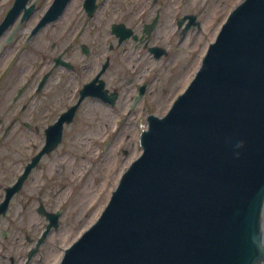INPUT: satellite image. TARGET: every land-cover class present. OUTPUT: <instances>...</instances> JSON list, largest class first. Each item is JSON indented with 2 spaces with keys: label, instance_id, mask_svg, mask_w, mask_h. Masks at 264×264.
I'll list each match as a JSON object with an SVG mask.
<instances>
[{
  "label": "water",
  "instance_id": "water-1",
  "mask_svg": "<svg viewBox=\"0 0 264 264\" xmlns=\"http://www.w3.org/2000/svg\"><path fill=\"white\" fill-rule=\"evenodd\" d=\"M94 1L85 0L90 11ZM69 2L52 0L28 40ZM35 4L13 0L0 21V46ZM113 32L119 43L131 33L120 25ZM139 144L95 221L57 264L263 261L264 0H242L228 13L183 90L163 115L148 116Z\"/></svg>",
  "mask_w": 264,
  "mask_h": 264
},
{
  "label": "flooded vegetation",
  "instance_id": "flooded-vegetation-1",
  "mask_svg": "<svg viewBox=\"0 0 264 264\" xmlns=\"http://www.w3.org/2000/svg\"><path fill=\"white\" fill-rule=\"evenodd\" d=\"M72 1L70 0L58 19L41 27L28 40L36 24L31 27L23 45L36 38L47 26L54 28L58 25ZM113 1L95 0L92 11L85 5V0L76 1L70 8L73 21L77 25L75 16L82 17L83 20L72 38L69 37V32H63L66 33L63 39L69 37L71 40L61 51L56 54L47 52L51 56L40 57L35 67L28 72L22 70L10 75L7 73L9 70H4L0 73V110L15 108L7 118L0 116V127L4 125L0 133V264H57L65 248L71 244L69 241L62 249L56 246L57 239H61L63 235L61 226L68 218L70 199L69 194L63 196L67 185L61 178H56V174L69 168L72 173L75 172L68 161L69 150L62 148L71 140L65 136V132L78 114L84 111L85 116L89 115L95 123L98 120L103 130L111 123L110 131L105 130L99 137V143L95 145L96 153L101 154L104 148L115 145L118 140H133L137 105L139 121L144 120L147 124V118L152 113L150 105L157 104L150 100L151 93L148 89L152 82L156 84L159 81L156 75L152 79L142 77L139 81L135 80L134 72L138 69V64L136 59L129 58L134 54L114 53L113 46L109 47L110 53H92L88 44L80 41L84 34L81 28L91 21H100L110 28L118 47L124 41L132 39L144 44L150 59L158 61L161 57H168L169 52L157 42L149 45L156 30L170 27L171 30L160 31V34L168 33L178 37L183 36L190 28H200L203 25L200 14L207 11L209 4L201 2L197 5L193 0H139L138 5L130 4V11L120 16V7L110 10ZM117 1L120 2L117 5H123L121 3L124 1L133 3L131 0ZM223 4V1L216 0L213 7ZM228 5L231 3L226 2L224 10ZM106 9L109 10L106 12ZM119 25L131 31L129 37L121 43L113 32V27ZM150 27L152 29L148 31ZM184 28L188 29L183 32ZM73 45L79 52L74 50ZM51 47L53 44H50L48 51ZM154 47L163 49L162 55L150 51ZM112 61L116 69L111 66ZM111 70L117 72L110 73ZM182 90L183 88L180 91ZM163 91L162 87L161 92ZM7 98L11 107L6 102ZM90 129L92 128L85 127L84 132L75 137L83 138L85 133L87 138ZM124 129L128 132H123ZM142 130L137 132L139 138ZM57 135L60 141L55 145ZM27 143L31 145L30 150L25 149ZM42 151L44 153L37 163L20 181L32 159ZM123 153L126 150L123 149ZM45 158H49L47 163H44ZM105 163L112 170L110 165L113 162L109 156ZM56 251L58 257L54 256Z\"/></svg>",
  "mask_w": 264,
  "mask_h": 264
},
{
  "label": "rangeland",
  "instance_id": "rangeland-1",
  "mask_svg": "<svg viewBox=\"0 0 264 264\" xmlns=\"http://www.w3.org/2000/svg\"><path fill=\"white\" fill-rule=\"evenodd\" d=\"M76 1L78 0H73L71 2L67 8V12L64 13L65 15L58 21V25L56 24L54 28L47 26L36 35V38L30 40L27 45H23L22 42L25 40L28 31L38 23L40 17L52 2V0H36V7L30 18L19 25V28L12 35L9 42L0 46V73L4 70H9L7 73H10V75L16 74L22 70L28 72V70L35 67V63L40 57L51 56V54H48L47 52L56 54L58 51H61L71 40L70 38L75 35L79 28V23L83 20L81 19L82 17L75 16L74 18L77 19V25H75V21H73V14L71 13L70 8L74 6ZM131 1L133 3L130 1H124L121 3L123 5H117L120 4V2L114 0L112 6H110V10H112V8L115 10L117 7H120L118 14L122 16L123 13L130 11V9L128 10L129 7L132 5H138L139 3V0ZM193 1H195V4L197 5L201 2L209 3L206 9L207 11L200 14V19L203 21V25L200 28H190L183 36L178 37L168 33L167 35L160 34V31L163 32L165 30L168 32L171 30L172 28L170 27L166 29L158 28L152 39L149 41V45L157 42L169 52L168 57H161L158 61L150 59L147 49L143 46L144 44L138 43L137 41L134 42L132 39L124 41L121 46L118 47L117 39L114 35H111L110 28L104 26L100 21H91L89 24L81 28V30H84V34L82 35V39L80 38V41L87 43L92 53H110L111 51L109 50V47L113 46V48H115L113 50L114 53L134 54L133 57L130 56L129 58L136 59L138 64V69L134 72L136 74L135 80L139 81L142 77L152 79V77L156 75L159 81L156 84L152 82L148 88L151 93L150 100H154V103H157L156 105H150V110L152 111L151 114L157 112L155 115L161 116L169 108L174 98L181 92V88L186 86L194 72L197 70L208 44L215 38L221 24L228 15L229 10H233V7L242 0H219V2L223 1L224 3L219 7H213V2L216 0ZM12 2L13 0H0V21L11 6ZM226 2H229V4L231 3V5H228L227 9L224 10V8H226ZM108 10L109 9H106L105 11L107 12ZM223 16L225 17L221 20ZM67 23H70L71 26H68ZM135 30L139 31V28H136ZM64 31L70 33V38L66 37V39H63L66 34H63ZM211 35H213V37H211ZM199 41L200 43H198ZM50 44H53V47L48 51ZM203 46H205L204 51H202ZM73 47L76 52H79L75 49V45H73ZM111 64L113 68H117L114 65V61H112ZM193 67L194 72L191 75L190 70ZM115 72H117V70H111L110 73ZM3 74L6 73L4 72ZM181 76L182 81H180ZM162 87L164 90L163 92H161ZM6 102H8V98L6 99ZM9 107H11L10 103ZM14 109L15 108H10L8 111H6V109H1L0 116L7 118L10 112ZM138 111L139 105L136 106V112L138 113ZM137 113L133 125L135 127V131H133L135 133L132 138L133 140L129 139L128 142L118 140L115 142V145L104 148V152L101 154L96 153L95 145L96 143H99L105 130L108 132L110 131L111 123L103 130V126L98 124V120L95 123L89 115L85 116V112L81 111L76 120L67 127L65 136H67L68 139L71 138V140L69 142L67 141V145L63 147L62 150H69L70 156L68 161L71 165L70 167H72L73 170L75 169V172L72 173L69 168L64 170V172L58 171L56 174V178H61V181H65L67 185L66 190L63 191V196L68 194L70 196V199L68 200V218L63 221L64 223H62L61 226L63 227V235L61 236V239H57L56 242L58 249H62L69 241L71 243L74 242L81 233L95 221L107 203L121 174L131 160L140 153L137 132H140L141 129H145L146 123L144 120L139 121L138 118L140 116ZM85 127L92 128L88 131L89 136L86 138L84 133L82 136L83 138L75 137V135H79V133L82 134ZM0 128L1 133L4 125ZM15 128L17 129L18 125ZM101 128L102 130H100ZM123 132H128V130L124 129ZM15 133L18 132L15 131ZM15 136H17V134H15ZM33 142L34 141H31V143ZM39 142L40 140L37 143ZM25 149L30 150L31 145H28L27 143ZM123 149L126 150L125 154L123 153ZM108 156L113 162L110 165V167H113L112 170L107 168L106 163L104 164V161ZM47 161H49V158H45L44 163H47ZM60 175L61 177H59ZM114 179L116 181H114ZM113 182L114 185H112ZM87 186L89 188L87 189V192H84V189ZM84 193L85 195H83ZM261 230L264 241V205L261 213ZM63 236L66 237L63 238ZM55 255L58 257L57 251L54 256ZM260 264H264V259Z\"/></svg>",
  "mask_w": 264,
  "mask_h": 264
},
{
  "label": "bare ground",
  "instance_id": "bare-ground-1",
  "mask_svg": "<svg viewBox=\"0 0 264 264\" xmlns=\"http://www.w3.org/2000/svg\"><path fill=\"white\" fill-rule=\"evenodd\" d=\"M211 37H213V35H211ZM198 43H200V41H199ZM204 45H205V44H204ZM204 48H205V46H203V50H202V51H204ZM200 52H201V51H200ZM201 53H202V52H201ZM198 58H199V57H198ZM198 58H197V60H198ZM197 60H196V61H197ZM193 72H194V67L191 68V70H190V74L192 75ZM190 74H189V75H190ZM126 164H127V163H126ZM126 164H125V165H126ZM114 181H116V180L114 179ZM112 185H114V182H113ZM88 188H89V187L87 186V187L84 189V192H87V189H88ZM83 195H85V193H84ZM80 213H81V211H80ZM82 214H83V213H82ZM82 214H81V215H82ZM78 219H79V218H78ZM75 220H76V219H75Z\"/></svg>",
  "mask_w": 264,
  "mask_h": 264
}]
</instances>
